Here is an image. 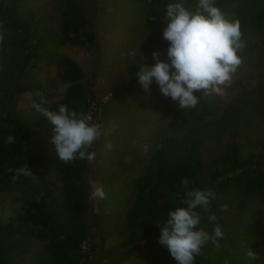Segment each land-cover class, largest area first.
Here are the masks:
<instances>
[{
  "label": "rangeland",
  "instance_id": "374dc122",
  "mask_svg": "<svg viewBox=\"0 0 264 264\" xmlns=\"http://www.w3.org/2000/svg\"><path fill=\"white\" fill-rule=\"evenodd\" d=\"M146 2L147 0H23L19 7V11L25 15L33 14L35 17L46 18L43 25H49L57 30L60 14L67 5L76 4L82 8L86 27L93 35L89 49L59 43L51 46L49 50L46 48L48 51L41 55L44 58L36 61L38 70L30 73V76L41 83L50 85L51 82L54 87L14 96L10 105L12 107L15 103L17 116L22 119L41 120L40 123L45 130L40 137L44 138L43 142L46 143L43 145L46 148L55 151L51 137L48 136L51 134L50 124L32 105L34 102L40 103L43 99L47 103L42 106L48 108L61 96L63 86L58 79V56L69 54L75 57L84 71L83 81L87 89L94 91L98 99L106 96L109 98L108 94L112 95L102 107L101 121L96 123L99 124L102 134L92 146L95 159L89 163L83 174L88 199L84 218L87 226L83 230L81 247L76 254L79 258L78 264H148L145 255L136 245H149L153 235L141 240H136L138 238L136 236L134 240L138 232H132L126 224L124 215L131 208L134 188L140 186V174L148 171L150 155L157 144L165 138L179 137L198 146L204 165L203 176L205 179L207 177L202 189L213 190L216 185L219 188V185L224 184L221 181L227 175L233 177L248 168L263 167L262 163L255 162L257 154L259 155L255 146L264 134V41L258 38L261 33L263 34L264 27L258 30L253 25H240L242 39L246 42V47L238 53L242 63L232 75L231 84L224 89L223 94L212 93L205 96L208 103H213L210 112L214 115L210 116L208 112L187 127L181 128L177 125L176 128H171L169 122L172 117L177 115L187 117L190 109L177 114L176 111L179 109L175 103L159 92L155 82L150 86V92H145L137 80H132L130 76L132 66L138 64L147 53L146 49L139 48L146 41L144 36ZM191 3L192 0H185L187 8ZM217 7L230 19L239 17L240 13L246 10L254 14V10H250L249 4L244 0H228ZM166 59L167 57L164 60ZM144 114L146 116L142 117ZM229 116L242 118V121L247 119L242 123L252 128L253 137L252 140L250 137L248 140L252 145L245 140L247 132L239 134L237 142L238 158H251L253 163L246 164L244 168L240 167L235 172L229 171L224 176L218 175L209 179L208 176L215 177L218 174L217 170L224 167L222 150L225 136L229 135L230 130L224 131V127L219 128L217 124L227 123ZM221 117L226 120L223 121ZM145 120L147 124L143 128L145 124L141 126V123ZM252 123L257 125L255 131ZM246 128L247 126H242L241 130L245 131ZM49 167L45 179L49 182L51 194L50 199L46 200L48 205L46 210L49 212L54 202L53 207L55 206L62 215L63 211L59 209L63 198L61 184L55 176L57 166L50 163ZM118 183L123 185L120 190ZM97 187L103 188L104 199L92 196ZM8 190L1 193L5 195L0 202L1 219L18 216L20 211H14L12 207L20 208L23 203L19 191ZM232 196L238 197V192L233 190L224 192L225 200ZM39 197L40 195H37L34 198L40 202ZM263 201L252 196L245 198L241 205L237 204L236 199V202L229 201L224 210L223 207H218L215 215L217 218L221 216L225 218L219 227L222 231L226 230L225 234L228 237L213 244L210 252H201L200 255L213 264H247L250 260L243 258L250 249L257 256L253 264H260L264 259V241L253 236L247 226L256 210H259L264 218ZM207 216L203 215L201 221L206 222ZM210 231L212 233L211 229ZM159 232L160 228L156 225L155 233ZM128 240L132 242L124 244ZM134 246L137 247L136 250ZM129 248L133 250L131 253ZM48 255L49 246L42 237L26 238L10 253L14 264L29 262L32 257L38 261L37 257ZM249 264H252V261Z\"/></svg>",
  "mask_w": 264,
  "mask_h": 264
},
{
  "label": "trees",
  "instance_id": "16d2710c",
  "mask_svg": "<svg viewBox=\"0 0 264 264\" xmlns=\"http://www.w3.org/2000/svg\"><path fill=\"white\" fill-rule=\"evenodd\" d=\"M23 0H0V194L9 189L17 190L22 194V205L13 206L14 211H20L18 216L13 218H0V264H14L10 257L14 247L22 244L26 238H40L47 241L49 255L47 257H33L29 262L17 264H78L79 258L76 251L80 247L83 230L86 229V208L88 199L86 197L85 182L83 174L89 163L87 160L77 159L70 164L61 161L56 153L46 148L44 138L40 135L45 130L40 123L41 120L33 118L25 120L17 116L15 103L12 104L14 96L24 92L39 91L41 88H53V86L41 83L30 76V73L38 70L36 61H40L51 46L55 44H68L80 49H89L92 45L93 35L86 27V19L83 10L76 4L67 5L60 14L58 29L55 30L49 25H43L46 18L35 17L33 14H23L19 11ZM172 0H147L144 27L146 29V41L141 44L140 49H146L147 53L138 64H134L130 71L132 80L136 81L135 72L141 63L151 65L154 63L152 52L158 51L160 59L166 58L165 50L167 42L162 38V30L166 6ZM228 0H216V6H222ZM249 4L254 14L241 12L239 17L240 25H253L256 29L264 27V0H244ZM197 0H192L189 10H195ZM43 25V26H41ZM258 38L264 41V32ZM46 48L48 50H46ZM59 67L58 79L63 86V91L58 100L49 105L48 109L56 110L59 105H67L77 112H89V105L96 100L95 92L87 89L84 80V71L74 56L69 54L57 57ZM196 96H202L201 91L194 92ZM175 103V102H174ZM213 103H208V98L202 96L195 108H186L176 111L180 112L190 109L187 117L181 115L173 116L170 127H175L177 120L181 128L187 127L192 121L201 119L206 113L214 115L210 110ZM228 116V115H227ZM181 118V119H179ZM194 118V119H193ZM223 121L226 119L221 117ZM227 123H218L219 128L224 127L230 130L225 135V143L222 145V163L224 167L217 170L218 175L235 172L246 164L253 163L251 158H238L239 134L246 133V142L252 140V128L243 124L247 119L228 117ZM249 121V120H248ZM255 128L257 125L252 123ZM256 126H255V125ZM242 126H247L245 131ZM197 127V126H196ZM49 131L52 126L49 125ZM253 131V132H254ZM13 136V143L5 142L7 136ZM51 134H48L51 137ZM45 141H47L45 139ZM252 145V142H250ZM255 146V145H254ZM257 154L255 162L262 163L263 167H251L243 172L221 181L219 188H213L216 198L210 202L208 210L198 208L201 217L207 214H216L218 207L227 205L229 201L241 205L247 197H255L264 200V134L256 143ZM188 152H186V150ZM92 151V148L90 149ZM201 153L198 146H195L179 137L169 136L160 141L156 149L150 155L148 171L141 177L139 188L135 189L131 208L125 213L126 224L132 230L137 231L136 240H141L149 235L153 239L149 245H136L138 250L145 255L148 264H176L168 251L157 241L159 234L155 233L156 225L167 219V212L175 206H182L179 201L185 198L187 191L192 188L202 189L206 183L203 174L204 165L201 160ZM152 157V159H151ZM214 161H212L213 164ZM55 164V176L58 178L61 187L62 215L54 202L50 211L46 200L50 199L49 182L45 177L50 170L49 164ZM215 167V163L213 164ZM28 168L30 171H28ZM25 170L26 174H21ZM187 179L188 185L181 182ZM227 184V185H226ZM233 190L238 192V197L224 198V192ZM12 193V192H11ZM40 195V202L34 197ZM29 197V199H28ZM39 197V198H40ZM5 195H0V202ZM45 200V202L43 201ZM264 202V201H263ZM46 203V204H45ZM58 207V206H57ZM256 210L254 217L248 223L247 228L253 236L264 239V218ZM10 219V220H9ZM202 220V219H201ZM225 218H217L215 224L201 221L200 227L211 233L210 229L218 225L222 226ZM206 223V224H205ZM223 232L220 240H226L227 234ZM132 242L125 241L124 244ZM220 243V242H219ZM134 246L135 250L137 247ZM212 242L205 244L201 252H210ZM129 253L133 250L128 249ZM132 250V251H131ZM200 252V254H201ZM203 256V255H202ZM201 255L196 256L195 264H213ZM243 260H248L247 255ZM28 261V260H27ZM248 261L247 264H249ZM264 264V259L261 260Z\"/></svg>",
  "mask_w": 264,
  "mask_h": 264
},
{
  "label": "clouds",
  "instance_id": "9594fccd",
  "mask_svg": "<svg viewBox=\"0 0 264 264\" xmlns=\"http://www.w3.org/2000/svg\"><path fill=\"white\" fill-rule=\"evenodd\" d=\"M165 17L162 38L167 42V59H160L159 52L153 51L154 63H141L135 72L139 86L150 92L155 82L159 92L175 102L179 110L195 108L202 96L223 94L242 63L238 53L246 47L239 20L226 17L216 6V0H197L195 10H189L185 0H173L166 6ZM201 90L202 96L194 95ZM46 103L42 99L32 106L52 126L51 143L59 159L66 164L77 159L93 161L95 152L90 149L102 132L99 124L93 123L91 113L77 112L67 105L51 110L42 106ZM13 141L11 135L5 138L9 144ZM21 174H26L25 170ZM181 183L187 186L189 181L184 179ZM92 196L104 199L105 192L97 187ZM215 198L210 189L192 188L179 201L182 206L170 209L163 224H157L160 228L157 242L176 264H195L205 244H216L222 238L218 225L212 233L200 227L202 217L197 211L198 208L207 211ZM216 219L214 213L207 216L209 223L215 224ZM246 255L252 264L257 259L250 249Z\"/></svg>",
  "mask_w": 264,
  "mask_h": 264
},
{
  "label": "bare ground",
  "instance_id": "6f19581e",
  "mask_svg": "<svg viewBox=\"0 0 264 264\" xmlns=\"http://www.w3.org/2000/svg\"><path fill=\"white\" fill-rule=\"evenodd\" d=\"M44 83V82H43ZM50 83V87L53 86V83L49 82ZM46 85H48L47 83H45ZM108 97H104V98H101V99H98L97 96H96V100H94L90 105H89V112L88 113H91V115L93 116V123L95 121V123L99 122V120L101 121V113H102V107L105 105L106 102H108V100L112 97L111 94H108ZM103 102V104H102ZM146 116V114H144L142 117ZM171 122V121H170ZM169 122V123H170ZM145 124V125H144ZM146 120L144 123H141V126H143V128L146 126ZM177 124L179 125V123L177 122ZM170 127V126H169ZM177 127V125L175 126V128ZM171 128H174V127H171ZM142 177V174H140V178ZM123 185L122 184H119L118 183V188L119 190L122 189ZM135 189L136 187L134 188V193H135ZM133 200V199H132ZM253 235V234H252ZM257 239H259L258 237H256ZM259 240H262L264 241V239H259ZM81 247V246H80ZM79 247V249H80ZM79 249L76 251V254L77 252L79 251ZM130 249V248H129ZM78 256V255H77ZM261 264V263H260Z\"/></svg>",
  "mask_w": 264,
  "mask_h": 264
}]
</instances>
